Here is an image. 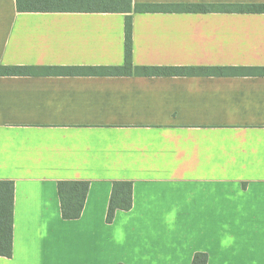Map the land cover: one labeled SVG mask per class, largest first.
I'll return each instance as SVG.
<instances>
[{
  "label": "crops",
  "instance_id": "crops-1",
  "mask_svg": "<svg viewBox=\"0 0 264 264\" xmlns=\"http://www.w3.org/2000/svg\"><path fill=\"white\" fill-rule=\"evenodd\" d=\"M133 2L214 7L132 11L134 66L264 68V12L221 9L264 0ZM126 15L0 0V67L32 68L0 75V180L14 182L0 264H264V75L104 74L125 63ZM62 180L89 182L78 219L62 217ZM115 181L133 207L107 223Z\"/></svg>",
  "mask_w": 264,
  "mask_h": 264
},
{
  "label": "trees",
  "instance_id": "trees-1",
  "mask_svg": "<svg viewBox=\"0 0 264 264\" xmlns=\"http://www.w3.org/2000/svg\"><path fill=\"white\" fill-rule=\"evenodd\" d=\"M19 12H106L126 13L125 23V63L118 67H103L104 74L112 75H226L255 73L264 75V68L239 67H136L132 60L133 31L132 11H160L176 9L184 11H209L213 5L180 4L168 8L159 4H136L133 0H16ZM222 10L239 12H264V4H227ZM32 68L26 66H1L0 75H28ZM97 69H94L96 72ZM247 70V71H246ZM88 181L58 182V193L61 201L62 217L66 220L78 219L82 215L87 193ZM133 207V184L131 181L113 183L106 221L112 223L117 210L129 211ZM14 226V182L0 180V256L13 255ZM206 253H196L191 264H207Z\"/></svg>",
  "mask_w": 264,
  "mask_h": 264
},
{
  "label": "clouds",
  "instance_id": "clouds-1",
  "mask_svg": "<svg viewBox=\"0 0 264 264\" xmlns=\"http://www.w3.org/2000/svg\"><path fill=\"white\" fill-rule=\"evenodd\" d=\"M231 242V237H227L225 240L221 241L222 246H227L228 243Z\"/></svg>",
  "mask_w": 264,
  "mask_h": 264
}]
</instances>
